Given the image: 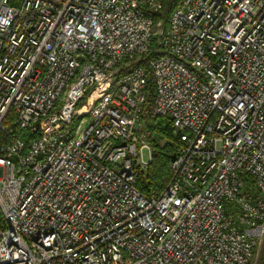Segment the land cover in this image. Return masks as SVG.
<instances>
[{"label": "built area", "instance_id": "built-area-1", "mask_svg": "<svg viewBox=\"0 0 264 264\" xmlns=\"http://www.w3.org/2000/svg\"><path fill=\"white\" fill-rule=\"evenodd\" d=\"M164 1L0 0V264L264 259V0H183L163 29ZM154 38L181 144L147 197Z\"/></svg>", "mask_w": 264, "mask_h": 264}, {"label": "trees", "instance_id": "trees-1", "mask_svg": "<svg viewBox=\"0 0 264 264\" xmlns=\"http://www.w3.org/2000/svg\"><path fill=\"white\" fill-rule=\"evenodd\" d=\"M182 1L165 0L162 9L154 14L155 21L160 20L163 29L167 27L173 11ZM160 50L161 47L158 45V38H154L149 53L141 59V65L147 67L148 71L147 98L142 110V121L153 132V137L151 138L153 156L147 171L139 175L136 187L141 194L147 197L152 196L156 192H161L166 188L171 177L169 169L170 163L181 144L179 138L174 134L170 122L165 119H154L151 115V107L155 97V85L151 71L148 69V64L152 58L159 54ZM7 139L6 134L0 133V142L6 141ZM236 213H238L237 207L227 202L226 215L234 216ZM263 261L264 259L262 258L261 264H263Z\"/></svg>", "mask_w": 264, "mask_h": 264}, {"label": "rangeland", "instance_id": "rangeland-1", "mask_svg": "<svg viewBox=\"0 0 264 264\" xmlns=\"http://www.w3.org/2000/svg\"><path fill=\"white\" fill-rule=\"evenodd\" d=\"M164 142V140H163ZM261 259H262V254L261 251L259 253H257L255 260H254V264H261Z\"/></svg>", "mask_w": 264, "mask_h": 264}]
</instances>
